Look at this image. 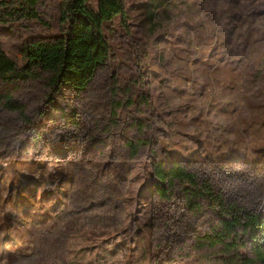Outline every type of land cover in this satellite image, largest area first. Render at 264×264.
<instances>
[{
  "label": "rangeland",
  "instance_id": "374dc122",
  "mask_svg": "<svg viewBox=\"0 0 264 264\" xmlns=\"http://www.w3.org/2000/svg\"><path fill=\"white\" fill-rule=\"evenodd\" d=\"M60 1L37 2L47 24L0 23L17 65L28 40L57 36ZM124 2L132 35L102 24L110 57L73 101L88 145L0 149V264H226L198 242L207 207L160 199L154 163L211 174L264 216V0Z\"/></svg>",
  "mask_w": 264,
  "mask_h": 264
},
{
  "label": "trees",
  "instance_id": "16d2710c",
  "mask_svg": "<svg viewBox=\"0 0 264 264\" xmlns=\"http://www.w3.org/2000/svg\"><path fill=\"white\" fill-rule=\"evenodd\" d=\"M38 1L0 0V23L37 20L47 24L36 8ZM57 11V36L28 40L22 66L0 49V149L13 150L15 158L34 156V150L56 141L64 144L72 136L78 145H88L85 130L91 120L83 122L77 117L73 101L110 57L111 45L101 26L118 16L126 34L132 35L124 0H95V6L90 0H61ZM134 57L140 74L138 52ZM50 128L58 129L53 131L55 139L43 132ZM128 146L131 154L137 152L136 145ZM152 171L153 188L160 199L179 195L191 212L207 207L213 224L198 242L225 254L226 264H264L261 212L225 192L223 182L211 174L191 172L178 161L167 167L154 163Z\"/></svg>",
  "mask_w": 264,
  "mask_h": 264
}]
</instances>
